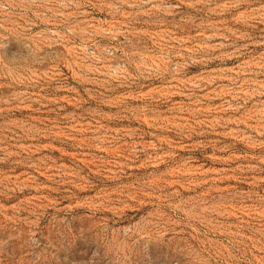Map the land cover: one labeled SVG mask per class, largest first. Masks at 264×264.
<instances>
[{"label": "rangeland", "instance_id": "374dc122", "mask_svg": "<svg viewBox=\"0 0 264 264\" xmlns=\"http://www.w3.org/2000/svg\"><path fill=\"white\" fill-rule=\"evenodd\" d=\"M0 264H264V0H0Z\"/></svg>", "mask_w": 264, "mask_h": 264}]
</instances>
